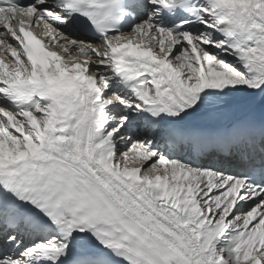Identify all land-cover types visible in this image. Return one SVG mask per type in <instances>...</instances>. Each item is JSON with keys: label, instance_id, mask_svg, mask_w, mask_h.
Instances as JSON below:
<instances>
[{"label": "snow or ice", "instance_id": "obj_1", "mask_svg": "<svg viewBox=\"0 0 264 264\" xmlns=\"http://www.w3.org/2000/svg\"><path fill=\"white\" fill-rule=\"evenodd\" d=\"M0 264H264V0H0Z\"/></svg>", "mask_w": 264, "mask_h": 264}]
</instances>
